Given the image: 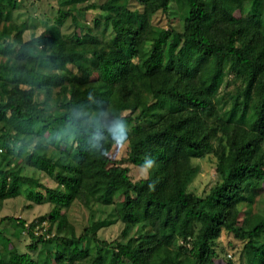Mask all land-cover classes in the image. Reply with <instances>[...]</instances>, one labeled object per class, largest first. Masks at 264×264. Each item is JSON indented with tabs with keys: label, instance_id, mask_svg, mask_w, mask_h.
<instances>
[{
	"label": "trees",
	"instance_id": "obj_1",
	"mask_svg": "<svg viewBox=\"0 0 264 264\" xmlns=\"http://www.w3.org/2000/svg\"><path fill=\"white\" fill-rule=\"evenodd\" d=\"M88 1L57 0L39 31L0 0V209L20 195L51 207L29 224L0 218L30 239L22 253L0 233V264H215L223 232L244 241L242 264H264V0ZM172 2L179 29L154 24ZM118 120L128 142L114 160ZM206 155L218 181L198 196ZM75 202L89 212L79 235L64 212ZM117 222V239H99Z\"/></svg>",
	"mask_w": 264,
	"mask_h": 264
},
{
	"label": "rangeland",
	"instance_id": "obj_2",
	"mask_svg": "<svg viewBox=\"0 0 264 264\" xmlns=\"http://www.w3.org/2000/svg\"><path fill=\"white\" fill-rule=\"evenodd\" d=\"M98 3H102L105 0H93ZM93 1L83 2L82 7L90 4ZM18 7L13 12V17L19 23H26L28 27H39L52 21L56 10L58 8L57 0H18ZM177 3L172 2L168 15L158 13L153 18V23L161 28H170L175 26L179 29ZM98 11L88 10L84 15L83 21L91 27L92 20L96 18ZM74 32V27L70 21H67L63 27V33L70 35ZM28 37V32L25 33ZM148 46L146 50H148ZM126 152V146L116 145L111 151V158L114 160H120ZM193 164L196 167L194 175L188 186V191L195 193L198 196H204L208 190L218 181V177L215 174V160L211 155H206L202 159L193 160ZM130 174L134 180L142 178L141 169L129 166ZM23 174L28 177L39 178L43 183L49 187H53L54 183L46 176L35 172L31 169L24 168ZM260 193V192H259ZM264 195V194H263ZM264 198V197H263ZM262 201V200H261ZM262 207V203L259 205V209ZM51 207L49 205L37 206L31 201H28L24 196H17L10 200L3 201L0 209V218L13 217L24 221L26 224L31 223L35 219L47 214ZM116 210L121 211L120 203L117 204ZM70 224L74 226L76 235H79L83 229L88 225L89 212L79 202H75L72 206L64 211ZM44 230L47 229L48 223L45 222L43 226ZM123 226L120 222L115 225L100 230L97 235L99 239L105 241H112L119 237V234ZM42 230V229H40ZM42 230V234H44ZM53 232V231H52ZM0 233L5 234V238L2 240L5 248H10L13 244L16 246L19 252H26V246L30 243V239L25 232L20 231L12 223H4L0 225ZM217 243L218 258L215 259V264H226L227 260L232 261L234 264H242L240 261V253L242 251L244 241H239L233 238L232 235L225 232L222 233L221 238ZM12 244V245H11ZM41 247H38V251L34 254L37 255Z\"/></svg>",
	"mask_w": 264,
	"mask_h": 264
},
{
	"label": "clouds",
	"instance_id": "obj_3",
	"mask_svg": "<svg viewBox=\"0 0 264 264\" xmlns=\"http://www.w3.org/2000/svg\"><path fill=\"white\" fill-rule=\"evenodd\" d=\"M111 137L113 141L120 146H123L128 142V132L126 131L123 122L118 120L115 123L114 127L111 129ZM154 165H155V161L153 159L150 158L145 159L144 164L141 168L142 178L144 179L148 178L149 171L153 168Z\"/></svg>",
	"mask_w": 264,
	"mask_h": 264
},
{
	"label": "built area",
	"instance_id": "obj_4",
	"mask_svg": "<svg viewBox=\"0 0 264 264\" xmlns=\"http://www.w3.org/2000/svg\"><path fill=\"white\" fill-rule=\"evenodd\" d=\"M44 225H45V222H43L41 225L37 226L36 230L34 231V234L35 235L42 234V230H44V227H43ZM40 229H42V230H40ZM46 237H48V236H46Z\"/></svg>",
	"mask_w": 264,
	"mask_h": 264
},
{
	"label": "crops",
	"instance_id": "obj_5",
	"mask_svg": "<svg viewBox=\"0 0 264 264\" xmlns=\"http://www.w3.org/2000/svg\"><path fill=\"white\" fill-rule=\"evenodd\" d=\"M29 238V237H28ZM30 244V243H29ZM28 245V244H27ZM27 245H25V246H27Z\"/></svg>",
	"mask_w": 264,
	"mask_h": 264
}]
</instances>
